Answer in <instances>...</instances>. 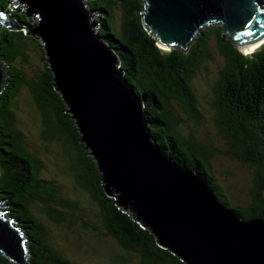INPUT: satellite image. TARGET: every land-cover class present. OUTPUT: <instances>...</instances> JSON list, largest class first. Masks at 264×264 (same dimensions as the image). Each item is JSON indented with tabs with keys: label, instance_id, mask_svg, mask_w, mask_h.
<instances>
[{
	"label": "trees",
	"instance_id": "trees-1",
	"mask_svg": "<svg viewBox=\"0 0 264 264\" xmlns=\"http://www.w3.org/2000/svg\"><path fill=\"white\" fill-rule=\"evenodd\" d=\"M88 3L96 12L100 33L119 56L129 83L145 103L155 144L204 176L221 202L234 207L244 218L264 216V43L253 53H244L222 32L221 24L213 23L201 31L187 50H168L159 45L158 38L144 24V0ZM15 4L14 0H0V9H6L13 15L12 20L18 21L0 29V66L5 67L0 88V203L6 205L2 209L4 215L13 219L28 240L27 264H71L62 250L51 243L34 205L41 204L42 209L49 211L48 216L58 222L65 220V214L58 209L71 208L76 214L81 207L65 195L59 182L42 175L43 160L31 148L15 111L18 95L25 89L41 112L42 124L46 126L43 138L63 141L76 183L96 204L99 224L93 219V227L97 235L113 238L129 254L114 255L115 264H130L133 255L140 257L138 264H186L161 247L134 214L120 208L116 198L106 193L97 162L81 141L76 121L56 87L42 43L38 37V44L34 42L35 38L24 30L25 25L34 22ZM119 11L121 23L117 20ZM212 42L224 61L219 84L212 88L217 95L213 102L214 119L225 132L230 145L228 155L260 170L250 191L251 201L244 206L228 197L214 175L210 159L216 149L203 143L195 129L188 134L179 129L182 119L177 106L196 111L192 82L202 64L214 57ZM33 43L39 46L46 63L29 76L18 62L30 60L28 48ZM194 118L201 122L199 116ZM0 264L15 263L0 253Z\"/></svg>",
	"mask_w": 264,
	"mask_h": 264
},
{
	"label": "water",
	"instance_id": "water-1",
	"mask_svg": "<svg viewBox=\"0 0 264 264\" xmlns=\"http://www.w3.org/2000/svg\"><path fill=\"white\" fill-rule=\"evenodd\" d=\"M144 2V24L166 49L187 50L213 23L221 24L242 52L264 40L262 0ZM16 4L25 6L29 18H38L24 30L41 41L81 141L118 206L186 264H264V216L244 218L221 202L204 176L155 144L145 103L100 33L88 0ZM3 79L0 66V88ZM0 253L15 264H27V238L2 209Z\"/></svg>",
	"mask_w": 264,
	"mask_h": 264
},
{
	"label": "rangeland",
	"instance_id": "rangeland-1",
	"mask_svg": "<svg viewBox=\"0 0 264 264\" xmlns=\"http://www.w3.org/2000/svg\"><path fill=\"white\" fill-rule=\"evenodd\" d=\"M14 1L16 2V0ZM17 7L25 10V6L22 4L16 5L15 8ZM0 10H2L0 11V29L18 23V21L12 20L13 15L6 9ZM120 14L119 11L117 15L119 23H121ZM31 19L34 24L38 22L36 17ZM33 37L35 38L33 41L38 44L36 36ZM212 43L214 57L202 64L192 82L197 100L195 102L196 111H188L182 106H177L182 119L179 129L183 134H188L192 129H195L203 143L216 149V154L210 159L214 175L220 185L224 187L228 197L235 204L244 206L251 201L250 191L252 186H255L254 179L256 175L260 174V170L256 165L244 163L238 158L228 155L230 145L226 141L225 132L221 131L214 119L213 102L217 95L212 88L219 84L220 71L224 66V61L217 53L215 43ZM37 44L33 43L29 46L30 60L28 62H18V65H21L29 76L45 67L46 61ZM2 70L4 72L5 67H2ZM15 111L27 141L43 160L42 175L59 182L65 195L72 201H78L81 207L80 210L77 208L76 214L71 212V208L58 209V212L65 214V220L58 222L48 216L49 211L42 209L41 204L34 205L36 216L48 229L51 243L62 250L71 264H115L114 255L129 256L113 238L97 235L98 232L93 227V219L96 220L97 225L99 224V218L95 215L96 204L89 198L88 192L76 183L73 171L70 169L71 158L67 155L63 141L43 138L42 132L46 126L42 124L41 112L28 89L22 90L18 95ZM197 116L201 122L194 118ZM0 204L5 205L4 203ZM0 209H6V207H0ZM131 259L130 264H138L140 257L133 255Z\"/></svg>",
	"mask_w": 264,
	"mask_h": 264
},
{
	"label": "bare ground",
	"instance_id": "bare-ground-1",
	"mask_svg": "<svg viewBox=\"0 0 264 264\" xmlns=\"http://www.w3.org/2000/svg\"><path fill=\"white\" fill-rule=\"evenodd\" d=\"M263 43H264V40H263L262 42L258 43V45H256V46H252V47H246V48H244L243 51H245L246 53H248V52H253V51H255L258 47L262 46Z\"/></svg>",
	"mask_w": 264,
	"mask_h": 264
}]
</instances>
